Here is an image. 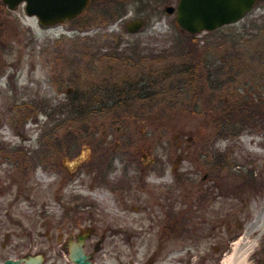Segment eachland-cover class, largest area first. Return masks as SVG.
<instances>
[{"label": "rangeland", "instance_id": "1", "mask_svg": "<svg viewBox=\"0 0 264 264\" xmlns=\"http://www.w3.org/2000/svg\"><path fill=\"white\" fill-rule=\"evenodd\" d=\"M178 2L96 1L79 19L49 29L29 17L24 6L10 11L0 41V157L6 156L0 158V263L44 254V264H69L62 243L91 230L86 248L97 264H223L236 248L244 252L250 246L248 263L264 264V131L237 117L234 123L240 129L234 135L215 134L217 121L224 119L223 108L215 106L232 97L226 80L240 87H233L239 96L251 97L256 90L252 84L263 83V72L252 68L248 54L264 38V0H258L237 23L197 35L198 50L207 53L209 65H219L221 59L213 53L214 46L230 54L236 46L244 47L246 57L242 54L240 62L247 64L214 74L211 79L220 83L206 87L202 95L208 100L201 99L196 110L163 107L159 97L161 106L144 102L146 107L133 108L152 113L114 124L110 112H81L72 118L78 103L73 107L72 95L58 94L57 88L65 90L76 81L85 86L92 76L94 55L113 53L108 36L123 38L120 50L126 53L132 46L162 53L177 45L184 32L176 13L167 14L165 8ZM137 19L145 20L142 31H124L127 21ZM249 40L254 44L245 45ZM210 109L213 119L208 118ZM62 139L67 141L63 146ZM91 139L148 143L151 150L138 148L137 154L146 156L140 165L147 170L159 155L163 175L182 157L179 171L195 172L200 188L217 182L214 193L223 197L198 208L194 205L198 189L178 185L175 224L164 197L169 189L166 176L161 179L151 171L149 192L134 187L125 195L117 184L122 175L108 177L112 190L99 184L91 189L94 176L84 174L78 179L79 165L89 166L86 142ZM80 140L83 144L76 143L75 152L67 155L73 150L68 142ZM118 161L113 163L115 170L122 168ZM205 175L214 182H204ZM78 184L84 186L77 188Z\"/></svg>", "mask_w": 264, "mask_h": 264}, {"label": "flooded vegetation", "instance_id": "2", "mask_svg": "<svg viewBox=\"0 0 264 264\" xmlns=\"http://www.w3.org/2000/svg\"><path fill=\"white\" fill-rule=\"evenodd\" d=\"M96 1H101V3L106 4L105 2H112V3H130L133 0H91L90 6L92 4H95ZM0 9L3 10V6L5 11L0 12V19H3L0 21V41H2V32L4 31V28L11 19L9 17L10 10L6 4L3 3V6L0 5ZM98 8L97 6L95 7ZM89 11V10H88ZM86 13V12H85ZM84 13V14H85ZM83 15V14H82ZM30 17V16H29ZM81 17V16H80ZM36 18V17H35ZM79 19L76 18L75 20ZM74 21V20H72ZM68 21V22H72ZM133 20L127 21L125 24V29L129 34H136L140 31H142L144 28L139 30L136 33H132L128 30L126 27L128 23H130ZM39 24L40 21L38 20ZM63 24V23H62ZM41 25V24H40ZM60 25V24H58ZM46 29H49L53 26H43ZM26 33H31V31H26ZM114 37V38H113ZM108 39L112 38V41L110 42V45L112 47V54L116 57H121L122 59H113V60H103L98 58L100 55H103L104 53L95 54V58L92 62L90 67V72L92 73L91 77H88L86 80L85 86L83 83L81 85L74 82V86H69L64 90V86L61 88H57L58 94L66 93L68 95H72L71 101H78L79 104L77 105V111L79 113L85 112L88 114H98L100 111L103 112H110V113H133L135 115L144 116V114H150L151 111H148V113L144 109H139L138 111H135L133 108L136 105H139L141 108L146 107L147 105L144 104L146 102L150 106H161V102L159 100V97L161 96V89L159 86V80H160V71H161V60L159 59L161 55L160 52H154L150 50L148 53H146L144 49L142 48H135L130 47L129 50H127V53L124 52V50H120L121 45L124 42V39L117 36H111L107 37ZM61 40V39H60ZM32 41V40H31ZM33 42V41H32ZM61 42V41H59ZM3 43V41H2ZM110 47V48H111ZM135 57L138 56L146 57L144 59H136V60H129L128 57ZM16 75V74H15ZM76 78H79L81 80V76L78 77L79 74L77 72L75 73ZM17 75L15 76V78ZM82 81V80H81ZM73 82V81H72ZM70 82V83H72ZM12 83L16 84L15 79L12 80ZM154 84V88L152 86ZM90 94V98L86 94ZM83 98H86V107L82 106L84 103ZM153 98L155 99L154 101ZM119 99H121L122 104L125 105L124 107L119 106ZM99 100H102L103 102L99 104ZM130 101V102H128ZM149 101V102H147ZM152 102V104H149ZM119 106V107H117ZM156 107V108H157ZM139 108V107H137ZM133 109V110H132ZM33 112V111H31ZM156 113V112H155ZM87 114V115H88ZM36 125H38V122H36ZM120 131V129L118 130ZM93 134V132H92ZM91 134V135H92ZM127 134L126 132L123 133V135ZM20 135V134H19ZM93 137V135H92ZM67 142V141H66ZM65 139H62L60 141V144L66 143ZM81 140L78 142H68L73 144V150L66 149L67 155H72L73 152H75V146L76 143H80ZM80 144H83L81 142ZM86 144H88L89 149V166L85 169L79 165L78 169V179L80 180V177L82 175L87 176H94V180L90 185V188L92 189L95 185H103L104 187H109V189H113L114 186L110 184L108 177L112 175H122L121 181H119L117 184L121 185L124 194H129L133 191L134 187L135 189H142L143 191L149 192V188L151 186V183L153 180L149 177L150 172L152 171L154 174L157 175V177L163 179V176L165 177V181L167 182L168 190L165 193V199L169 201L168 204V213L171 218H175V224L178 223L179 219V213H175L174 209L177 211L178 209V188L177 186H190L191 189H198V192L201 194L197 195L194 198V205L196 207H207L210 205V203L213 200H216L217 198L220 199L222 194H219L216 196L214 191L218 189L219 184L212 183L209 184L207 189L205 187L200 188L197 187L199 184V181H196V179L193 177L195 175V172H182L178 170L179 163L181 162L182 157H178L177 163L172 167L171 170L167 167V175H163V164L162 157L159 155H156L149 163L150 167H147V170H145V165H140L139 160L142 159L141 157L145 158L146 156H140L137 154L138 148H149L151 150L150 144H140L137 141L134 140H106L103 141L91 139L90 141H87ZM66 147V146H65ZM93 148V150H91ZM133 148V150L131 149ZM0 152H3L2 149H0ZM26 153V152H25ZM26 156V154H25ZM3 157L0 158H5ZM28 157V156H26ZM93 157V159H92ZM184 158V157H183ZM7 159V158H6ZM122 163V168L120 170H115L113 167L114 161H118ZM54 160V159H53ZM141 161V160H140ZM119 162V161H118ZM119 162V163H120ZM78 164V163H77ZM165 167V166H164ZM115 178V177H113ZM112 178V179H113ZM203 181L212 182L213 179L210 178L209 175H205ZM137 182V185L135 183ZM214 182V181H213ZM84 185L78 184L76 187L80 188ZM80 196H83L80 194ZM189 208V207H188ZM216 229V227H215ZM91 230L88 231V234L85 235H79L80 236H86V240L83 244V250L86 256L88 257V260L92 264H97L95 262V255L93 253L88 252L87 250V239L90 234ZM235 232H230L229 235H234ZM79 237L74 240V238L71 236L69 238H73L75 244H78ZM69 238L62 243L63 246V252L64 254L68 255V260L70 261L69 257V246L66 244V242L69 240ZM74 244V245H75ZM98 250V245L95 247V251ZM62 258V257H60Z\"/></svg>", "mask_w": 264, "mask_h": 264}, {"label": "trees", "instance_id": "3", "mask_svg": "<svg viewBox=\"0 0 264 264\" xmlns=\"http://www.w3.org/2000/svg\"><path fill=\"white\" fill-rule=\"evenodd\" d=\"M0 5L3 6V2L1 0ZM254 42L255 40H249L246 41L245 45L250 46L251 44H254ZM252 46H254V48L252 47L253 50L251 52L247 50L249 52L248 56H250L247 57L251 59L250 64L253 66L252 68L263 72L264 75V38L257 42V45L254 44ZM198 47L199 44L196 35L183 33L181 34V38L179 39V42H177V45H174V47L171 49L162 51L159 57L161 60L159 86L161 89L160 97L163 107L175 108L177 106H189L191 109L196 110L195 105L198 104L201 99L203 102L208 100L207 98H203L204 96L202 95L203 92L207 91L206 87H208V85L213 87V85L220 83L217 82V79H211L214 74L232 71L231 66L235 67L237 70H239V68L243 69L247 64H242V62H240L243 59V55L246 54L244 47L242 48L240 46H236L234 51L231 52L232 54H230L229 51L226 50H224L225 52L222 51L221 53L220 50H216L218 46H214L213 53H219V56L217 57L218 59L221 58L218 63L219 65H209L208 59L206 57L207 53H204L203 51L200 52ZM244 57L246 56L244 55ZM98 58L103 60H113L115 56L113 54H103ZM144 58L146 57H128L129 60H141ZM115 59L122 58L116 57ZM226 83L231 86L229 90L232 97L229 99V101L221 99V105L218 104L215 106H221L224 111L223 121H219L218 123L216 120L218 125L215 131L216 136L220 137L222 135H234L240 129V127L234 123V118L237 117L249 123L250 126L260 128L259 130L264 131V80L262 84H252L251 87L256 88L254 93L251 92L253 97L249 96L248 94H246V96H239L238 89L240 87H234L235 85L232 86L231 80H226ZM152 86L154 88V84H152ZM233 87L238 88L237 91L234 90ZM118 101L119 106H122L120 105L123 103L121 99ZM77 103L79 104L78 101L74 100L72 101L71 105L74 107ZM124 106L125 105L122 107ZM213 113V109H210L208 118H215ZM79 115V111L74 109L71 111L72 118ZM136 117L139 118L142 116L129 112L115 113L112 116V119L114 124H121ZM242 120H240V122L244 124Z\"/></svg>", "mask_w": 264, "mask_h": 264}, {"label": "water", "instance_id": "4", "mask_svg": "<svg viewBox=\"0 0 264 264\" xmlns=\"http://www.w3.org/2000/svg\"><path fill=\"white\" fill-rule=\"evenodd\" d=\"M91 0H3L11 10L25 5L28 16H35L43 26H53L73 20L83 14ZM258 0H179L176 7L165 8L167 14L176 13L179 29L198 35L215 31L240 21L252 11ZM145 26L143 19L127 24L130 32L136 33ZM86 236H80L78 244L72 246L70 259L75 264H91L84 253ZM43 255H29L20 260H7L0 264H44Z\"/></svg>", "mask_w": 264, "mask_h": 264}, {"label": "bare ground", "instance_id": "5", "mask_svg": "<svg viewBox=\"0 0 264 264\" xmlns=\"http://www.w3.org/2000/svg\"><path fill=\"white\" fill-rule=\"evenodd\" d=\"M66 244L69 246V257H70V253H71V250H72V246L75 244L73 238H69V240L66 242ZM253 246H250L249 249H247L246 251L244 252H240V250H238L237 248L235 249L234 253L229 257L227 258L226 260H224L223 264H249L248 263V255L251 251ZM63 249V246L61 247ZM35 255H38V254H35ZM34 255V256H35ZM43 255V263L46 262V259H47V256L42 254ZM69 264H74V262L70 259V261H68Z\"/></svg>", "mask_w": 264, "mask_h": 264}]
</instances>
